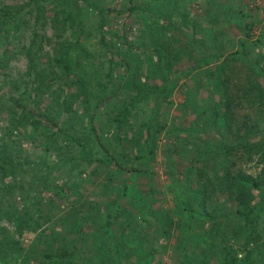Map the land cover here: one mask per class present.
Listing matches in <instances>:
<instances>
[{
    "label": "trees",
    "instance_id": "16d2710c",
    "mask_svg": "<svg viewBox=\"0 0 264 264\" xmlns=\"http://www.w3.org/2000/svg\"><path fill=\"white\" fill-rule=\"evenodd\" d=\"M180 1L0 0V264H264V19Z\"/></svg>",
    "mask_w": 264,
    "mask_h": 264
},
{
    "label": "rangeland",
    "instance_id": "374dc122",
    "mask_svg": "<svg viewBox=\"0 0 264 264\" xmlns=\"http://www.w3.org/2000/svg\"><path fill=\"white\" fill-rule=\"evenodd\" d=\"M10 1V0H9ZM12 1V0H11ZM249 0H244V3L247 2ZM180 5H179V8L177 10H180L179 13H182L184 12V10H181V7L184 6L186 7V10H188L189 12V18L191 17H195L196 15H201L203 14V0H181L180 1ZM259 4V7H258V10L257 11H254L255 14H259V17L260 18H263L264 19V0H257V5ZM178 15V14H177ZM188 18V19H189ZM128 21V19H127ZM179 21V18L178 20ZM32 18L29 19V26H24V28L21 29V31L19 32L18 36L14 39V44L19 48V46L21 44H27V41H28V37L30 35V32H31V24H32ZM129 22H130V19H129ZM127 22V25L128 23ZM132 23V22H131ZM161 24H164L163 21H160ZM134 26L132 27V34L136 35L135 33H137V29L140 28V26H138V24H133ZM47 30H46V33L47 34H50L51 33V30L49 29V27H46ZM167 34L169 33H172L173 32V29L174 27L170 24H167ZM41 31V30H40ZM42 33V31L40 32ZM229 36H232L233 35V32L231 31H228L227 33ZM183 39V36L181 37V40ZM227 45V43L225 44V46ZM25 64H26V59L24 57V55L20 54L18 55V57L16 56L15 59H13L9 65L11 66V68L13 69V71H16V70H24L25 69ZM183 64H186V63H183ZM182 64V65H183ZM189 64V62H188ZM176 102H181L182 101V95L181 93L179 92L178 93V90L177 92L175 93V98ZM175 112V111H174ZM177 112V111H176ZM244 169L247 171V172H252V173H256L258 171V167H255L253 166L252 163H248L246 165H243ZM157 168V167H156ZM159 173L162 171V169L159 168ZM161 175H163V173H160ZM140 184H144V182L141 180L139 181ZM165 259H167V261H172V259L170 258V256H165ZM169 264V263H168Z\"/></svg>",
    "mask_w": 264,
    "mask_h": 264
}]
</instances>
